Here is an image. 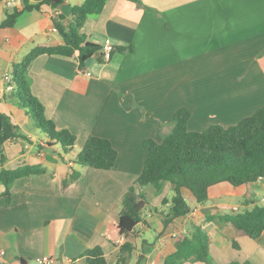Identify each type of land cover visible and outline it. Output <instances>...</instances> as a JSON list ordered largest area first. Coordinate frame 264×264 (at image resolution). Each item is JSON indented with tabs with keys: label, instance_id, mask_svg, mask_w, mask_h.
<instances>
[{
	"label": "crops",
	"instance_id": "0c3cea01",
	"mask_svg": "<svg viewBox=\"0 0 264 264\" xmlns=\"http://www.w3.org/2000/svg\"><path fill=\"white\" fill-rule=\"evenodd\" d=\"M83 1L23 12L13 27L0 28V113L18 130L0 148V171L25 165L44 170L15 180L8 193L0 183V264H36L43 257L86 264L81 255L95 247L106 264H115L124 243L116 224L126 192L157 193L135 182L143 168L142 142L160 143L182 108L190 113L188 131L201 132L211 125L234 126L264 107V0H137L139 6L107 0L80 33L100 47H130V52L111 55L108 61L95 55L83 70L76 57L61 56H39L27 68L29 90L45 118L76 137L67 154L59 145L46 147L48 137L6 92L3 78L12 77V64L34 48L61 45L54 21L66 28L71 8ZM21 7L20 0L1 2L0 21ZM89 136L107 139L116 150L111 170L74 164ZM73 171L78 178L63 188ZM162 187L172 190L170 184ZM182 193L189 215L174 220L152 241L147 233L160 227L162 218L147 210L126 264H163L178 237L189 235L192 226L208 235L214 264H264V233L253 240L229 224L209 220L237 207L264 205V179L238 187L211 186L203 204L187 190ZM227 206L231 212L223 211Z\"/></svg>",
	"mask_w": 264,
	"mask_h": 264
},
{
	"label": "trees",
	"instance_id": "16d2710c",
	"mask_svg": "<svg viewBox=\"0 0 264 264\" xmlns=\"http://www.w3.org/2000/svg\"><path fill=\"white\" fill-rule=\"evenodd\" d=\"M12 1V0H0ZM66 0H20L21 9H13L6 13L0 21V28H11L16 19L23 12L39 11L42 6L56 10ZM141 5L137 0H127ZM107 0H84L79 6L70 10L71 20L66 28L54 21L62 39V44L51 47H37L30 51L24 59L12 64L11 75L14 91L11 97L21 103L34 126L45 134L50 143L46 147L59 145L62 153L70 152L76 143V137L68 130L57 129L54 123L44 116V109L40 102L31 94L26 77L30 63L39 56L76 57L79 69L83 70L86 62L99 55L102 57L99 45L90 43L80 33L88 18L96 19L102 12ZM62 16H59V20ZM130 47H114L115 53L130 52ZM190 113L187 109H179L173 115V127L170 133L163 137L160 143L152 139L142 142L144 151L143 168L135 182L140 187H152L158 192L163 184H170L172 196L164 198L161 213L164 228L174 220L185 217L191 212L182 191L187 190L198 204L208 199V189L211 186L228 183L234 187L245 185L264 179V107L252 116L246 117L234 126L227 128L211 125L201 132L187 129ZM0 148L3 144L18 136V130L12 124L9 116L0 113ZM1 163L4 162L0 150ZM117 152L107 139L89 136L73 162L80 167L94 170H111L116 163ZM39 166H22L15 170L2 169L0 183L8 193V187L17 179L43 174ZM72 172L63 181V188L78 178ZM144 195H138L133 188H129L123 199L122 210L116 224L118 236L124 238L119 247V255L115 264H126L135 249L136 227L143 221V212L148 208ZM151 213L160 212L154 208ZM223 224H229L237 234L250 239H257L264 233V205H254L241 211L224 213L216 218ZM209 237L198 226L191 227L189 235H182L175 242V251L167 256L163 264H183L186 262H201L214 264L209 257ZM233 247L236 248L233 243ZM81 258L86 264H106L102 250L95 247L85 251Z\"/></svg>",
	"mask_w": 264,
	"mask_h": 264
},
{
	"label": "rangeland",
	"instance_id": "374dc122",
	"mask_svg": "<svg viewBox=\"0 0 264 264\" xmlns=\"http://www.w3.org/2000/svg\"><path fill=\"white\" fill-rule=\"evenodd\" d=\"M115 54H118V53H115ZM143 193H144V196H146L147 199H148L147 200V203H148V206L147 207L148 208L143 212V214L144 215H149L150 213L147 210L156 208L160 212V215H158L159 217H161V213L164 214L165 212H164V207L160 204L161 202H159L158 199L160 198V200L161 199L163 200L164 198H167L169 200L171 198L172 194H173L172 191H170V190H168V191L163 190V187H161L160 191L157 192V193H155V194L152 191L149 192V193H146L145 191H143ZM141 195H143V194H141ZM237 209H238V211H241L242 210L241 208H238V207H237ZM230 210H231V206H227L226 208H224L223 211L224 212H231ZM233 212H235V211H233ZM161 220H159V221H161ZM153 221H154V219H153ZM163 229H164V226H163V223H162V225L160 227L153 228L152 230H150L147 233V235H148V237H150L152 239V241H154L155 240V237L158 234V232L160 230H163Z\"/></svg>",
	"mask_w": 264,
	"mask_h": 264
},
{
	"label": "built area",
	"instance_id": "2783aa9c",
	"mask_svg": "<svg viewBox=\"0 0 264 264\" xmlns=\"http://www.w3.org/2000/svg\"><path fill=\"white\" fill-rule=\"evenodd\" d=\"M111 52H112L111 46H109V45L102 46V49H101L102 60L108 61L110 59V57H111ZM85 75L90 76V74L87 73V72L85 73ZM3 79H4V82L6 83V92L7 93H12L14 91V84H13V81H12V77L6 75V76H4ZM35 263L36 264H60L53 257L36 258L35 259Z\"/></svg>",
	"mask_w": 264,
	"mask_h": 264
},
{
	"label": "water",
	"instance_id": "95a60500",
	"mask_svg": "<svg viewBox=\"0 0 264 264\" xmlns=\"http://www.w3.org/2000/svg\"><path fill=\"white\" fill-rule=\"evenodd\" d=\"M0 130H1V119H0Z\"/></svg>",
	"mask_w": 264,
	"mask_h": 264
}]
</instances>
